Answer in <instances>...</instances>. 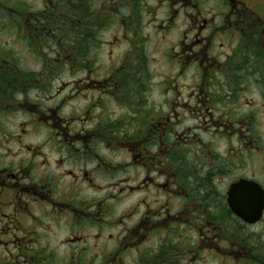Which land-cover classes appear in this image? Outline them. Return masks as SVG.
I'll return each instance as SVG.
<instances>
[{
	"label": "flooded vegetation",
	"instance_id": "af4514ba",
	"mask_svg": "<svg viewBox=\"0 0 264 264\" xmlns=\"http://www.w3.org/2000/svg\"><path fill=\"white\" fill-rule=\"evenodd\" d=\"M261 197L264 0H0V264H264Z\"/></svg>",
	"mask_w": 264,
	"mask_h": 264
},
{
	"label": "water",
	"instance_id": "95a60500",
	"mask_svg": "<svg viewBox=\"0 0 264 264\" xmlns=\"http://www.w3.org/2000/svg\"><path fill=\"white\" fill-rule=\"evenodd\" d=\"M256 206L257 208H234L235 211L243 217L246 221L249 222H256L258 221L262 211H263V198L261 197L260 199L256 198ZM254 217V218H253Z\"/></svg>",
	"mask_w": 264,
	"mask_h": 264
},
{
	"label": "rangeland",
	"instance_id": "374dc122",
	"mask_svg": "<svg viewBox=\"0 0 264 264\" xmlns=\"http://www.w3.org/2000/svg\"><path fill=\"white\" fill-rule=\"evenodd\" d=\"M35 2L37 1V0H34ZM9 36V35H8ZM16 46H23V45H20V44H18V45H16Z\"/></svg>",
	"mask_w": 264,
	"mask_h": 264
}]
</instances>
